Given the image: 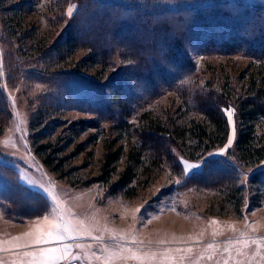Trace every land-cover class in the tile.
<instances>
[{
    "label": "rangeland",
    "instance_id": "obj_1",
    "mask_svg": "<svg viewBox=\"0 0 264 264\" xmlns=\"http://www.w3.org/2000/svg\"><path fill=\"white\" fill-rule=\"evenodd\" d=\"M22 1L24 0H0V90L11 114L9 123L0 131V185L7 186L5 189L0 186V264H32V257L26 253L38 252L42 248L63 249L68 245L72 247L64 254L65 259L56 260L54 264L80 261L84 257L87 258L85 264H264V246L250 244L245 248L235 244L237 240L264 238V186L253 185L249 180L255 172L264 171V159L250 165L242 164L239 174V186L243 190L240 213L228 207L225 196L219 190L183 186L188 176L203 170L208 159L231 155L238 131L233 106L225 109L233 111L234 137L232 123L223 109L228 121V134L222 143L207 150L200 147L194 153L190 147L174 149L181 166L182 160L196 164L204 162L200 169L184 175L182 169L180 173L176 172L171 163H165L152 173L139 170V178L133 184L137 187L134 197L108 196L105 187L99 183L72 186L68 180L58 178L42 164L34 151L30 123L37 110L39 97L53 92L55 87L51 81L38 79L32 74L47 75L48 72L44 70L46 67L50 73L58 72L61 68L66 71L79 68V61L89 51L78 49L61 64H56L55 60H39L37 51L42 46H51L60 36L69 34L67 29L86 6L83 4L87 0H27L23 4L24 8L22 6L17 14L10 9ZM95 1L176 10L179 6L199 7L226 0H91L93 3ZM243 1L264 4V0ZM69 8L73 10L71 16L68 15ZM114 43L119 45L120 41ZM124 44L123 48L129 45L125 41ZM113 56L110 66L90 63L82 68L81 74L88 78L105 79L120 67L131 63L116 56V53ZM195 60V74L200 70L198 81L201 85L214 84L220 88L230 83L240 90L252 71L250 66L253 59L243 55L200 54L195 56ZM224 74H229V80ZM242 74L246 76L242 78ZM186 80L189 77L182 81ZM170 81L173 83V79ZM165 84L175 87L170 82ZM151 86L146 88L147 91L153 90ZM65 92L66 90L58 92L61 100L65 99ZM158 96L130 121L138 124L140 116L146 112L164 120H168L170 116L179 121H189L192 118L200 120L199 115L183 113L181 99L175 92L168 91ZM90 115L80 111H68L61 118H89ZM184 115L187 116L182 117ZM256 129L259 136H264V124H258ZM63 130L59 128L55 137L63 135ZM92 134L99 137L97 144L89 148L93 155L80 154L74 161L76 166L88 163L87 167L79 169L75 174L78 178H88L97 172L99 160L105 152L104 141L112 137L108 135L109 130L100 133L88 130L80 135L78 141H83ZM230 137L233 142L229 146ZM225 148L222 155L209 156L211 153H220ZM125 164L126 158L123 157L118 172L124 169ZM12 170L18 176L19 186L9 179ZM117 177L118 175L115 176ZM6 180L8 181L4 183ZM9 186L10 192H7ZM53 186L59 199V211L56 215L60 222L69 217L77 225L84 221L92 225L91 236L68 237L65 233L67 238L64 240H53L39 245L32 243L33 237L25 236L29 232L38 234L47 230L54 222L49 215ZM12 202L15 209L10 205ZM225 204L226 211L222 210ZM61 213L65 215H60ZM45 216H49V219L45 220ZM214 220L219 223L212 224ZM110 230H114L117 239L111 238L113 232ZM17 236L23 239L14 240ZM8 241L12 243H7ZM229 241L233 243V247L225 251ZM209 244L214 247L209 249ZM17 245L27 246L16 247ZM77 245L86 247L80 248ZM189 248L192 249L191 252L187 251ZM169 249L172 250L170 253ZM177 249L184 251L177 252ZM152 253L156 255L153 257ZM136 255H142L143 259H136Z\"/></svg>",
    "mask_w": 264,
    "mask_h": 264
},
{
    "label": "trees",
    "instance_id": "obj_2",
    "mask_svg": "<svg viewBox=\"0 0 264 264\" xmlns=\"http://www.w3.org/2000/svg\"><path fill=\"white\" fill-rule=\"evenodd\" d=\"M26 3L24 0L10 9L17 14ZM83 5L86 6L67 29L69 34L60 36L50 48L42 46L37 51L39 60H55L56 64L67 61L78 49L89 51L79 61V68L67 71L61 68L50 73L46 67L47 75L32 74L51 81L56 90L39 97L30 123L34 151L42 164L72 186L99 183L108 196L134 197L137 187L133 184L139 178V170L152 173L165 163H171L180 173L182 166L175 148L190 147L194 153L200 147L207 150L222 143L228 134L223 109L233 106L238 131L231 155L208 159L211 162H206L201 172L188 176L183 186L219 190L228 207L240 213L242 164L250 165L264 159V136H259L256 129L258 124H264V4L226 0L199 7L179 6L176 10L125 6L116 2L93 3L91 0ZM117 40L119 45L114 43ZM124 41L129 44L126 48H123ZM115 53L131 63L105 79L81 74L82 68L90 63L110 66ZM200 54L243 55L253 59L248 81L240 90L230 83L220 88L214 84L201 85L198 81L200 70L195 74V56ZM227 76L229 74H224L229 80ZM188 77L189 80L182 81ZM150 86L153 90L147 91ZM62 90H66L64 100L58 95ZM168 91L179 96L184 114L199 115L200 120L179 121L171 116L164 120L146 112L142 113L138 124L130 121L151 100ZM68 111L91 115L89 118H61ZM10 116L0 90V131L7 126ZM59 128L64 129V134L55 137ZM88 130L98 133L109 130L108 135L112 137L104 141L105 152L97 172L88 178H78L75 174L88 163L76 166V157L84 153L92 156L89 148L97 144L99 138L92 134L78 141ZM123 157L126 164L118 172ZM17 177L12 170L9 179L19 186ZM249 180L253 185L264 186V171L255 172ZM10 189L9 186L7 192ZM226 204L222 210L226 211ZM10 205L15 209L13 202Z\"/></svg>",
    "mask_w": 264,
    "mask_h": 264
},
{
    "label": "snow or ice",
    "instance_id": "obj_3",
    "mask_svg": "<svg viewBox=\"0 0 264 264\" xmlns=\"http://www.w3.org/2000/svg\"><path fill=\"white\" fill-rule=\"evenodd\" d=\"M73 13V10L69 8L68 10V15L71 16ZM227 112V115L229 117L230 122L232 123V137L235 136V123L232 121V115L233 111L229 109H225ZM232 137L229 138L228 140V145L230 146L233 142ZM227 148V146H226ZM225 149H222L220 153H211L209 156H214V155H222L225 151ZM205 162H211V161H205ZM182 163V173L184 175H187L190 171L192 170H197L202 167V162L201 164H196V163H189L188 161H181ZM179 182V181H177ZM50 200L52 202V205L50 206L51 210L49 212V215L52 216L53 221L50 226L47 228V230L41 231L38 234L36 233H26L25 236L33 237L32 243L39 245V244H44L48 243L49 241L53 240H64L67 237L65 236V233H67V236H82V235H87L91 236L92 235V225L84 223V221H80L79 225L72 223L71 218H66L64 222H60L59 217L56 215V213L59 211V199L58 196L55 193L54 186L51 189V194H50ZM60 215H65L64 213H61ZM45 220L49 219V216L44 217ZM212 224H218V221H212ZM234 228V226H232ZM113 232L112 239H117V236L115 235L114 230H110ZM215 235V233H214ZM243 235V234H242ZM123 238V237H120ZM14 240H21L23 237L17 236L13 238ZM94 239H102V237H94ZM7 243H12V241H8ZM159 243H165V241H159ZM237 247H248L250 244H259L261 246H264V238L257 237L255 240H237L235 242ZM27 245H17L16 247H26ZM71 245H68L66 247L62 248H42L38 252H29L26 253V255L32 257V264H54L56 260H62L65 259V253H67L71 249ZM77 247H86L85 245H77ZM214 245L209 244L208 248L212 249ZM233 247V243L229 241V243L225 246V251L230 250ZM172 250L169 249L168 252L170 253ZM177 252H181L184 250L177 249ZM188 252H191L192 249L189 248L187 249ZM156 254L152 253V256L154 257ZM136 259H143L142 255H136ZM224 264H228V262H224Z\"/></svg>",
    "mask_w": 264,
    "mask_h": 264
},
{
    "label": "built area",
    "instance_id": "obj_4",
    "mask_svg": "<svg viewBox=\"0 0 264 264\" xmlns=\"http://www.w3.org/2000/svg\"><path fill=\"white\" fill-rule=\"evenodd\" d=\"M65 264H67V263H65ZM68 264H81V263H80V261H79V260H74L73 262H71V263H68Z\"/></svg>",
    "mask_w": 264,
    "mask_h": 264
},
{
    "label": "crops",
    "instance_id": "obj_5",
    "mask_svg": "<svg viewBox=\"0 0 264 264\" xmlns=\"http://www.w3.org/2000/svg\"><path fill=\"white\" fill-rule=\"evenodd\" d=\"M82 257H84V256H82ZM84 259H85V260H84ZM82 260H83V264H85V263L87 262V258H86V257L82 258V259H81V262H82Z\"/></svg>",
    "mask_w": 264,
    "mask_h": 264
},
{
    "label": "bare ground",
    "instance_id": "obj_6",
    "mask_svg": "<svg viewBox=\"0 0 264 264\" xmlns=\"http://www.w3.org/2000/svg\"><path fill=\"white\" fill-rule=\"evenodd\" d=\"M73 262V261H72Z\"/></svg>",
    "mask_w": 264,
    "mask_h": 264
}]
</instances>
